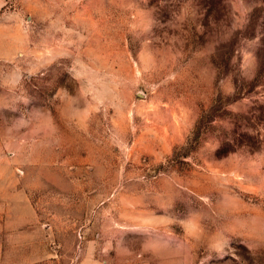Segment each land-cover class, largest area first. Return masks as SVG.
<instances>
[{
	"label": "rangeland",
	"instance_id": "374dc122",
	"mask_svg": "<svg viewBox=\"0 0 264 264\" xmlns=\"http://www.w3.org/2000/svg\"><path fill=\"white\" fill-rule=\"evenodd\" d=\"M0 264H264V0H0Z\"/></svg>",
	"mask_w": 264,
	"mask_h": 264
}]
</instances>
